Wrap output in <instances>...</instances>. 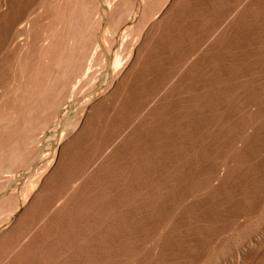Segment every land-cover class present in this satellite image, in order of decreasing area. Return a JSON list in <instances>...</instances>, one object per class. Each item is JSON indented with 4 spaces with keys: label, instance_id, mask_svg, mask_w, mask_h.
<instances>
[{
    "label": "bare ground",
    "instance_id": "1",
    "mask_svg": "<svg viewBox=\"0 0 264 264\" xmlns=\"http://www.w3.org/2000/svg\"><path fill=\"white\" fill-rule=\"evenodd\" d=\"M121 261L264 264V0H0V264Z\"/></svg>",
    "mask_w": 264,
    "mask_h": 264
},
{
    "label": "rangeland",
    "instance_id": "2",
    "mask_svg": "<svg viewBox=\"0 0 264 264\" xmlns=\"http://www.w3.org/2000/svg\"><path fill=\"white\" fill-rule=\"evenodd\" d=\"M131 227H132V226H131ZM131 227H130L129 229H131ZM131 231H132V230H131ZM124 245H125V243H124ZM124 245H123V244H122V245L119 244V247L124 246ZM127 247H128V246H127ZM127 247H125V248L122 247L121 250H124V251H125V249H126ZM136 258H137V255H134V256L132 257V260H134V259H136ZM120 264H129V263H126V262H124V261H123V262L121 261Z\"/></svg>",
    "mask_w": 264,
    "mask_h": 264
}]
</instances>
